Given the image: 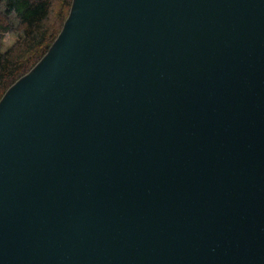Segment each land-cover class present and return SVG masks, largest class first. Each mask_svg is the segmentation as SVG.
I'll list each match as a JSON object with an SVG mask.
<instances>
[{"label": "water", "instance_id": "obj_1", "mask_svg": "<svg viewBox=\"0 0 264 264\" xmlns=\"http://www.w3.org/2000/svg\"><path fill=\"white\" fill-rule=\"evenodd\" d=\"M0 96V264H264V0H72Z\"/></svg>", "mask_w": 264, "mask_h": 264}, {"label": "trees", "instance_id": "obj_2", "mask_svg": "<svg viewBox=\"0 0 264 264\" xmlns=\"http://www.w3.org/2000/svg\"><path fill=\"white\" fill-rule=\"evenodd\" d=\"M72 0H0V39L11 30V14L20 33L13 44L0 43V96L13 82L26 74L48 51L62 29Z\"/></svg>", "mask_w": 264, "mask_h": 264}, {"label": "rangeland", "instance_id": "obj_3", "mask_svg": "<svg viewBox=\"0 0 264 264\" xmlns=\"http://www.w3.org/2000/svg\"><path fill=\"white\" fill-rule=\"evenodd\" d=\"M58 0H54L55 4ZM10 19L12 21V27L10 31H6L2 33V38L0 39V43L2 46V49H6L10 47L16 38H18V35L20 33V29L18 28V21L16 19V16L11 14Z\"/></svg>", "mask_w": 264, "mask_h": 264}]
</instances>
